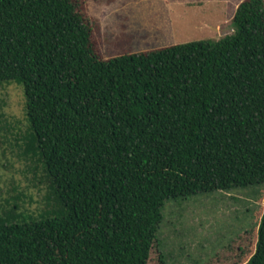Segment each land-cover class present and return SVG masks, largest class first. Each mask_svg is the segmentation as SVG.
Wrapping results in <instances>:
<instances>
[{
  "label": "trees",
  "instance_id": "obj_1",
  "mask_svg": "<svg viewBox=\"0 0 264 264\" xmlns=\"http://www.w3.org/2000/svg\"><path fill=\"white\" fill-rule=\"evenodd\" d=\"M86 1L0 0V86L45 190L36 213L0 191V264H148L166 202L264 185V0L220 39L107 59ZM206 264H264V210Z\"/></svg>",
  "mask_w": 264,
  "mask_h": 264
},
{
  "label": "rangeland",
  "instance_id": "obj_2",
  "mask_svg": "<svg viewBox=\"0 0 264 264\" xmlns=\"http://www.w3.org/2000/svg\"><path fill=\"white\" fill-rule=\"evenodd\" d=\"M242 0H87V15L99 27L104 59L231 33V18ZM0 104L11 132L0 145V191L3 198L25 195L24 209L43 206L40 168L33 174L18 157L14 136L27 129L25 99L14 82L0 86ZM5 138L7 142L5 143ZM15 189V191H13ZM264 210V185L199 194L166 202L163 222L148 264H206L229 241L252 230Z\"/></svg>",
  "mask_w": 264,
  "mask_h": 264
}]
</instances>
